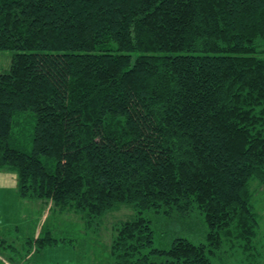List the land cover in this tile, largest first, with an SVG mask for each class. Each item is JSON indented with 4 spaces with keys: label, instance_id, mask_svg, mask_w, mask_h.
I'll list each match as a JSON object with an SVG mask.
<instances>
[{
    "label": "trees",
    "instance_id": "trees-1",
    "mask_svg": "<svg viewBox=\"0 0 264 264\" xmlns=\"http://www.w3.org/2000/svg\"><path fill=\"white\" fill-rule=\"evenodd\" d=\"M0 49V169L22 199L93 233L132 207L110 264H264V0H0ZM155 214L192 232L157 244ZM3 239L11 261L59 241Z\"/></svg>",
    "mask_w": 264,
    "mask_h": 264
},
{
    "label": "rangeland",
    "instance_id": "rangeland-1",
    "mask_svg": "<svg viewBox=\"0 0 264 264\" xmlns=\"http://www.w3.org/2000/svg\"><path fill=\"white\" fill-rule=\"evenodd\" d=\"M12 55L13 50L0 49V71L10 65ZM253 184L255 189H257V191L255 192L254 201L256 210L258 211L261 218V237L263 240L262 243L264 244V187L257 184L255 185L254 182ZM41 204L43 203H41L40 200H37L36 202V200H24L20 197L18 193V173L16 171L7 168L0 169V227L6 230L9 229L7 233H10L12 236H7V238L14 239L15 243L18 245H22L23 242L27 245V236L22 237L19 234L16 224L26 222L28 216H33L36 220L37 218H43L46 211L48 212L49 206L45 205L44 203V208H42ZM29 206L31 209L36 211L34 213L30 211ZM134 213L135 212L132 207L121 205L117 210L107 213L106 218H104V220L102 221L95 235L93 231H89L91 235L86 236V232L88 231L84 229L85 236L77 239L78 243L76 244L66 245V247L60 245V249H57V247H51V249H45L41 253L33 252L29 255L28 261L21 262L19 259H13V261H11L12 259L10 260L5 258L6 261L4 260V264H37L39 262L38 257H40V255V260L44 264H70V262H73L74 264H110V244L114 232L113 222L118 220L120 221L121 219H127L131 216L133 217ZM51 216L52 222L56 223V228L60 231H63L62 229L68 227L69 222L73 221H79L75 226V231H80V224L83 220H81L78 215H75L76 219L69 218L71 215L67 214L66 217L68 218H66L65 216L64 218H58L57 213H55V215L51 214ZM154 218L157 222V244L162 245V242L165 239V243L170 242L171 238L175 234H190L192 232L191 225L183 220H168L163 216H158L157 214L154 215ZM34 222L36 223L35 220ZM161 223H168V226L162 225ZM196 226L200 229V226L198 224H196ZM46 230L47 229H45L44 231ZM200 234L197 233V237L200 238ZM3 248L0 247V250L4 251ZM25 248V245L23 246V248L21 247V249L24 250ZM261 248L264 252V245H262ZM2 255L4 256V254ZM74 259H78V261Z\"/></svg>",
    "mask_w": 264,
    "mask_h": 264
},
{
    "label": "crops",
    "instance_id": "crops-1",
    "mask_svg": "<svg viewBox=\"0 0 264 264\" xmlns=\"http://www.w3.org/2000/svg\"><path fill=\"white\" fill-rule=\"evenodd\" d=\"M36 202H37V200H36ZM41 205H42L41 207L44 208L43 204H41ZM48 206H49L48 212L46 211V213L44 214L45 216L43 218L42 217H41V219L40 218H37V220H36L33 216L32 217L31 216H28L26 222L17 223L16 226L18 227L19 234L22 237L23 236H27L26 238H34V237H37V236H39L41 234H44L45 232L49 231L53 236L57 237L59 239V241L57 243H54V244H52V245H50L48 247L42 248V249L34 248V249L28 251V253L25 256V258L24 257L21 258V260H20L21 262L22 261H28L29 260V258H28L29 255L31 253H33V252H36V253L39 252V253H41L45 249H48V250L51 249V247H57V249H60V247H61L60 245L66 247V245L76 244V243H78L77 242V239H80V238H82V237L85 236V231H84L85 224H84L83 221H81V224H80V229H79L80 231H75V226L77 225V223L79 221L69 222V226L66 227L65 229H62L63 231H60L59 229H57L56 228V226H57L56 223H53L52 222V216H51V214H54L55 215V213H57V217L58 218H64V216L66 217V214L67 215H71L69 217L71 219H73V218L76 219V216L72 212H69V211H66V210H62L60 208H56V207H54L52 205H48ZM29 210L32 211L33 213L36 211V210L31 209L30 206H29ZM66 218H68V217H66ZM34 220L36 221V223L34 222ZM45 229H47V230L44 231ZM5 230L6 229L0 227V239L7 238V237H3V236H5V234H4V231ZM95 234L96 233H94V235ZM87 235L90 236L91 234L89 232L88 233L86 232V236ZM7 236L8 237H11V235H7ZM7 240L10 241V242H12L14 239L7 238ZM74 241H75V243H74ZM20 246L23 247V244L22 245H19V248L21 249ZM0 247L3 248V246L1 244H0ZM3 249H4V251H1L0 250V257H2L3 259H4V257H3L2 254L9 253V255H14L11 252V248H10L9 251H7L5 248H3ZM23 251L24 250H22V252ZM40 257H41V255H40ZM40 257H38L39 258V262L37 264H44L43 262H41ZM15 259H19V258L16 257ZM4 260L6 261V259H4ZM74 260L78 261V259H74ZM0 264H4V262H0ZM22 264H25V263H22ZM29 264H31V263H29ZM70 264H74V263L73 262H70Z\"/></svg>",
    "mask_w": 264,
    "mask_h": 264
}]
</instances>
